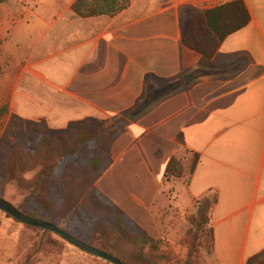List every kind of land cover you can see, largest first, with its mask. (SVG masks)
<instances>
[{
    "label": "crops",
    "instance_id": "obj_1",
    "mask_svg": "<svg viewBox=\"0 0 264 264\" xmlns=\"http://www.w3.org/2000/svg\"><path fill=\"white\" fill-rule=\"evenodd\" d=\"M75 1L0 4L5 123H90L89 143L105 148L102 200L162 240L180 215L207 219L200 264H246L264 250V0H242L249 23L207 64L181 43L183 9L130 0L116 16L82 18ZM172 159L178 178L166 176Z\"/></svg>",
    "mask_w": 264,
    "mask_h": 264
},
{
    "label": "rangeland",
    "instance_id": "obj_2",
    "mask_svg": "<svg viewBox=\"0 0 264 264\" xmlns=\"http://www.w3.org/2000/svg\"><path fill=\"white\" fill-rule=\"evenodd\" d=\"M6 106H0V198L20 209L25 215L35 216L42 221H48L77 240L95 248L105 243L115 246L118 254L128 264H181L187 256L188 249L185 242L190 224L186 216H179L175 220L176 233L171 241L165 237L153 238L141 231L138 225L115 206L102 200L94 185L95 171L89 168L91 159L99 154L97 141L87 144L73 155L57 160L51 155L46 162L55 163L53 181L43 190V194L31 195L21 188L16 179L21 178L27 185L39 171L36 160L33 164L24 159L28 149V137L33 126L41 123L10 120L5 123ZM3 117V118H2ZM60 132L49 131L53 142ZM68 139L71 136L64 132ZM99 138V137H98ZM39 141V139H37ZM100 142V140H99ZM99 150V151H98ZM17 153L18 155H14ZM104 155V154H103ZM14 157V160L12 159ZM1 170L14 172L11 177ZM27 171L26 173H21ZM108 206V209L96 206L94 198ZM119 212L123 213L121 227L135 235H147L153 242H157L158 251L152 252L149 245L135 248L130 240L119 236L120 232L114 224L119 219ZM200 220L199 217H194ZM207 227L195 234V245L199 254L196 264L202 260V252L210 251V236ZM185 247L178 248V238ZM254 235V233H253ZM0 242L2 243V263L7 264L11 257V264H110L95 258L79 249L67 244L57 235L39 228L19 223L3 211H0ZM204 247V248H203ZM203 248V249H202ZM156 255L157 259L154 258Z\"/></svg>",
    "mask_w": 264,
    "mask_h": 264
},
{
    "label": "trees",
    "instance_id": "obj_3",
    "mask_svg": "<svg viewBox=\"0 0 264 264\" xmlns=\"http://www.w3.org/2000/svg\"><path fill=\"white\" fill-rule=\"evenodd\" d=\"M7 0H0V4ZM130 5V0H76L72 5V11L79 17L88 18L95 16H109L113 17L121 12L125 11ZM250 21V14L242 0H234L226 3H222L214 9L207 11H195L191 9H183L180 20L181 30V43L182 45L201 56L203 63L207 64L213 57L223 40L230 34L244 28ZM49 128L46 124L41 123L39 126H33L30 130L28 137V149L22 154L25 160L33 164L36 160L41 161L38 163L39 171L36 173L31 181V184L27 185L21 178L16 179L18 185L27 190L30 196L43 194V190L53 181V173L55 171L56 162H46L51 155H56L57 160H61L67 156L73 155L82 148H84L96 135V128H93L90 123H71L67 127L68 137L60 133L56 137V141L53 142L49 135ZM94 131V133H93ZM111 133L106 137V141L109 140ZM39 139V141H37ZM105 148H101L99 154L94 156L90 163L89 168L92 171H96L102 161ZM14 155H18L15 153ZM197 157V156H195ZM14 160V157H12ZM195 163V162H194ZM1 172L8 177H11L14 172L9 170H1ZM27 171L21 172L26 173ZM182 174L180 164L172 159L166 169L167 177L178 178ZM94 204L96 206L108 209V206L101 203L97 197L93 194ZM18 211L20 209L17 208ZM22 213V211H20ZM25 215V214H24ZM29 218L39 220L35 216L26 215ZM123 213L119 212V219L114 224L120 232L119 236L130 240V243L135 248H140L149 245L152 252L158 251L157 242H153L147 235H135L131 232L124 230L121 227V219ZM48 222V221H46ZM50 223V222H49ZM190 230L186 233V245L188 253L186 259L181 264H196L199 254L197 253L198 247L195 243V234L198 231H202L207 227V219L196 220L191 218L189 220ZM101 247L98 250L105 252L116 259L121 264H128L125 262L115 246L105 243L100 244ZM91 246V245H90ZM154 258L157 259L156 255ZM246 264H264V250L249 258Z\"/></svg>",
    "mask_w": 264,
    "mask_h": 264
},
{
    "label": "water",
    "instance_id": "obj_4",
    "mask_svg": "<svg viewBox=\"0 0 264 264\" xmlns=\"http://www.w3.org/2000/svg\"><path fill=\"white\" fill-rule=\"evenodd\" d=\"M0 211H3L19 223H22L27 226L39 228L45 231H49L55 235H57L60 239H62L67 244L79 249L80 251L87 253L95 258H98L100 260H104L106 262H109L110 264H121V262L116 259L115 257L102 252L98 250L97 248L90 246L88 244H85L73 236L69 235L68 233L64 232L61 228L57 227L56 225L42 221V220H35L32 218L27 217L23 213L17 210L13 205L6 202L2 198H0Z\"/></svg>",
    "mask_w": 264,
    "mask_h": 264
},
{
    "label": "built area",
    "instance_id": "obj_5",
    "mask_svg": "<svg viewBox=\"0 0 264 264\" xmlns=\"http://www.w3.org/2000/svg\"><path fill=\"white\" fill-rule=\"evenodd\" d=\"M234 0H160L163 9H191L207 11L216 8L222 3Z\"/></svg>",
    "mask_w": 264,
    "mask_h": 264
}]
</instances>
